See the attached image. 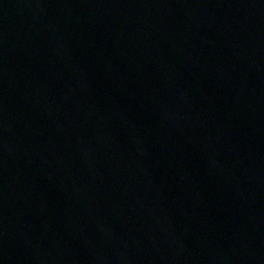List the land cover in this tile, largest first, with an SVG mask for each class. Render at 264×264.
I'll return each mask as SVG.
<instances>
[{
  "label": "water",
  "instance_id": "water-1",
  "mask_svg": "<svg viewBox=\"0 0 264 264\" xmlns=\"http://www.w3.org/2000/svg\"><path fill=\"white\" fill-rule=\"evenodd\" d=\"M0 264H264V0H0Z\"/></svg>",
  "mask_w": 264,
  "mask_h": 264
}]
</instances>
